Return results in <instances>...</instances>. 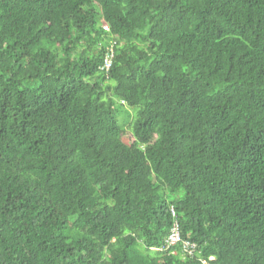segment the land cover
Listing matches in <instances>:
<instances>
[{
  "label": "trees",
  "instance_id": "1",
  "mask_svg": "<svg viewBox=\"0 0 264 264\" xmlns=\"http://www.w3.org/2000/svg\"><path fill=\"white\" fill-rule=\"evenodd\" d=\"M0 264H264V0H0Z\"/></svg>",
  "mask_w": 264,
  "mask_h": 264
},
{
  "label": "built area",
  "instance_id": "2",
  "mask_svg": "<svg viewBox=\"0 0 264 264\" xmlns=\"http://www.w3.org/2000/svg\"><path fill=\"white\" fill-rule=\"evenodd\" d=\"M104 29L107 30L108 28L104 26ZM114 56V45H110L107 48V51L104 56L103 65L101 67L102 70L108 72L111 69ZM179 242H181L180 228L178 222L175 220L173 225L171 226L170 234L167 239V245L170 247L176 245ZM183 250L188 255H192L195 252V245L192 243L184 242Z\"/></svg>",
  "mask_w": 264,
  "mask_h": 264
},
{
  "label": "rangeland",
  "instance_id": "3",
  "mask_svg": "<svg viewBox=\"0 0 264 264\" xmlns=\"http://www.w3.org/2000/svg\"><path fill=\"white\" fill-rule=\"evenodd\" d=\"M127 110H133V109H130V108H126ZM124 111V110H123ZM134 111V110H133ZM126 115H125V113L123 112L122 114H120V115H117V120H118V122L122 125V126H124L125 127V120H126Z\"/></svg>",
  "mask_w": 264,
  "mask_h": 264
}]
</instances>
